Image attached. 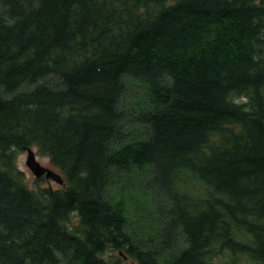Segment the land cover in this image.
<instances>
[{"label":"trees","instance_id":"1","mask_svg":"<svg viewBox=\"0 0 264 264\" xmlns=\"http://www.w3.org/2000/svg\"><path fill=\"white\" fill-rule=\"evenodd\" d=\"M128 260L264 264V0H0V264Z\"/></svg>","mask_w":264,"mask_h":264},{"label":"rangeland","instance_id":"2","mask_svg":"<svg viewBox=\"0 0 264 264\" xmlns=\"http://www.w3.org/2000/svg\"><path fill=\"white\" fill-rule=\"evenodd\" d=\"M138 91V90H137ZM135 94H131L129 92V99L130 101L132 102L133 101V98L135 99H141V92L138 91V93ZM242 101H245V100H239V102H242ZM33 151L35 152L36 154V158L38 160V162L45 168H49L53 171H55L56 173L60 174L61 173L52 166L50 160L45 157V156H41L38 154V151L36 150V148H32ZM25 160H26V153L25 152H21V153H18L17 155V158H16V163H17V167L23 171L25 173V179H26V183L27 185L29 186V188H37V187H52V188H55V189H58L59 187H61L60 185L56 184L55 182H52V181H41L39 183L36 182L35 178L32 176V174L30 173V171L26 168V165H25ZM117 254V252H115ZM114 253V254H115ZM110 254H113V253H110ZM125 264H135L133 261L131 260H128L126 261Z\"/></svg>","mask_w":264,"mask_h":264},{"label":"water","instance_id":"3","mask_svg":"<svg viewBox=\"0 0 264 264\" xmlns=\"http://www.w3.org/2000/svg\"><path fill=\"white\" fill-rule=\"evenodd\" d=\"M27 152H28V155L26 158V166L29 168V170L32 172L34 176L39 178L45 174L46 178H51L57 181L58 183L62 182L61 178L57 174L39 165L32 151L27 150Z\"/></svg>","mask_w":264,"mask_h":264}]
</instances>
